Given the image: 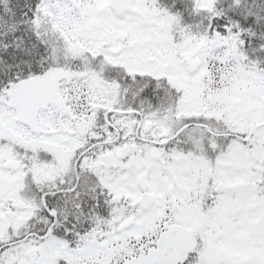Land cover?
<instances>
[{"label":"snow or ice","instance_id":"snow-or-ice-1","mask_svg":"<svg viewBox=\"0 0 264 264\" xmlns=\"http://www.w3.org/2000/svg\"><path fill=\"white\" fill-rule=\"evenodd\" d=\"M0 264H264V0H0Z\"/></svg>","mask_w":264,"mask_h":264}]
</instances>
